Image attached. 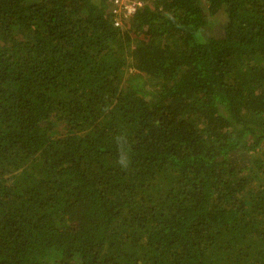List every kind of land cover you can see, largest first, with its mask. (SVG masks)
<instances>
[{
	"label": "trees",
	"instance_id": "1",
	"mask_svg": "<svg viewBox=\"0 0 264 264\" xmlns=\"http://www.w3.org/2000/svg\"><path fill=\"white\" fill-rule=\"evenodd\" d=\"M0 264H264V0H0Z\"/></svg>",
	"mask_w": 264,
	"mask_h": 264
},
{
	"label": "built area",
	"instance_id": "2",
	"mask_svg": "<svg viewBox=\"0 0 264 264\" xmlns=\"http://www.w3.org/2000/svg\"><path fill=\"white\" fill-rule=\"evenodd\" d=\"M110 11L113 14L114 25L121 24V19L131 16L135 9L141 4V0H108Z\"/></svg>",
	"mask_w": 264,
	"mask_h": 264
},
{
	"label": "clouds",
	"instance_id": "3",
	"mask_svg": "<svg viewBox=\"0 0 264 264\" xmlns=\"http://www.w3.org/2000/svg\"><path fill=\"white\" fill-rule=\"evenodd\" d=\"M125 161L123 160V158H122V160H121V163H124Z\"/></svg>",
	"mask_w": 264,
	"mask_h": 264
}]
</instances>
